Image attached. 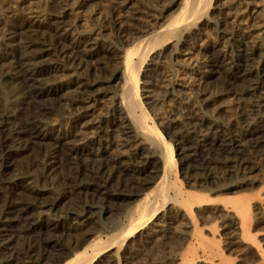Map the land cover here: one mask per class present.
<instances>
[{"label":"bare ground","instance_id":"bare-ground-1","mask_svg":"<svg viewBox=\"0 0 264 264\" xmlns=\"http://www.w3.org/2000/svg\"><path fill=\"white\" fill-rule=\"evenodd\" d=\"M182 1L181 8L167 24L158 27L157 30L152 31L149 35L145 36L143 34L144 37H136L128 43V48L126 46L122 57L123 72L120 76L121 83L117 82L119 71H115L107 81L105 78V81L84 80L73 83L70 86L47 88L50 81L48 82L46 77L50 73V69L46 68L47 63H45L44 57L50 51L44 43L45 41L47 42L50 33L47 38V36H44L46 32H42V29L28 20L12 25L13 29L9 30L10 32L8 31L7 35V40L11 42V48L0 54V76L6 83L10 82V85L13 84L12 86H15L11 87L15 88L14 97L18 96L15 100L16 102H13L14 104L4 107L0 113V182L9 176L11 171L21 166V164L17 165V161L20 162V160H17L18 158L24 159V157L28 156V166H21L24 169L20 180L25 182L28 179H33L34 176H38L47 186V189H29V194L25 195L23 193L21 195L19 194L20 192H17V187L19 188L21 184L14 187L10 186L9 199H7L0 211V224H3V226H0V238L3 240L4 264H102L100 259L107 254L109 255L103 261L111 263V259L116 258L117 264H122L123 256L121 257V252L143 239L144 234L152 230L154 226H158L154 222L161 221L166 217L165 214L160 217V214L166 209H171L172 207L176 211L182 210L186 216L196 219V211L201 214V212L203 213L208 208L213 207L217 202H221L224 210L232 212L238 220V228L241 231L243 244L250 243L254 249L253 253L256 252V255L262 256L261 258L264 257L261 241L258 242L257 237L253 235L254 232L251 230V222L254 219L252 214L253 199L244 198L242 195L240 198L237 196L238 198L230 199L228 196V199L221 198L217 201V199L213 198L214 192L212 189L214 184L216 186L220 184L216 180L218 178L217 175L220 173L230 177L229 179L227 177L228 181H233V173H235L233 168L235 166L243 172L241 173L243 176H240V180L237 181V187L253 185L256 182L252 174L257 169H253L252 166L251 168L250 164L252 159L264 161V116H260L258 120L255 119L254 123L249 124L247 122L249 129L246 134H241V132L234 130L235 128L220 130L221 126H217V123L215 125L204 124L202 127L199 125V128H196L197 125L191 127L192 124L188 123L189 126H185L187 127L186 129L189 131L193 130L191 132L187 131L188 134L184 135L177 131L171 132L172 126L170 125L166 126V130L163 132L159 128L163 124L157 123L156 120L154 121V115L157 118L156 113L160 112L161 108L159 107L165 106L168 98H174L176 97L175 94L180 92L172 86L175 76L168 80L170 78L169 73L161 71L159 68L165 69L162 63L163 59L170 57L174 53L178 55L182 51L179 47L186 44L182 39L185 28L187 30L189 27H197L200 21V24L206 27L210 21L214 24L212 20L216 19L215 27L218 28V33L228 34L224 30L226 22L218 16L211 17L208 22L202 21L212 5L209 1L212 0ZM125 2V6L129 8L130 0H125ZM54 6L51 7L53 11L56 10ZM58 15H60L57 17L58 19H63L62 12H59ZM252 15L255 21L253 26H260V22L263 21L261 13L255 11L252 12ZM63 23V21L60 22L59 20L51 25V30L54 31L51 34H53V38L55 37L53 42L55 48H53L58 56L67 57L71 63L79 67L86 60L82 59V56L76 51L75 45L69 43L65 35L59 34L62 28L60 25ZM202 29L204 28L198 29V33H201ZM123 35L125 36V34ZM229 35L232 36L233 40L237 37L236 32H231ZM247 45L244 40H241L239 45H235V55L232 51V59L223 56L222 50H208V56H205L211 71L207 75L201 73L199 64L196 63L198 68L191 74L196 79L198 77V79L195 80L193 78V82H201L212 75L221 76V74H224L227 77L226 79L224 76L226 86L231 92L233 89L239 88L242 93H254L257 97L255 108H260L264 101V52L249 51L250 47ZM37 47L41 49L37 50ZM90 54L89 57H92L94 61L96 59L97 61L100 60L98 62L100 64H107L113 59L112 52L100 50ZM256 56H261L263 63V67L259 71H256L251 65L252 62H255ZM148 60L152 63V66L158 67L165 84L162 87L164 89L160 92V98L162 99L157 98L154 100V96L152 99L146 97L148 101L144 102L143 99L145 97L141 93L144 88L141 89L139 77L144 64ZM231 69L236 71V75L229 73ZM231 76H236L237 80L241 79L242 82H247L248 84L246 87L243 86L244 83L241 84L242 86L240 84L237 85V82H233ZM146 77L147 75L144 76L145 80L143 81L145 85L147 84ZM101 83L102 85L104 83V85L118 89V95L116 96L120 103L116 105L112 120L106 126L103 125V122L91 125L82 124L80 121L91 116L89 108L92 105L90 104L100 101L98 98L91 96V94L94 92L92 89ZM36 84H40L41 87L34 86ZM203 85H205V81L202 83V88ZM111 88L108 89L110 90ZM70 93L73 95L70 111L83 110V113L76 115L79 119L71 126L72 131L58 137H53L50 133H44V120L56 117V107L58 105L54 108L52 106L58 104L67 94L71 96ZM234 93L237 92L234 91ZM142 97L144 98L142 99ZM214 98L212 97V99ZM150 100L154 101L155 105L159 101L158 105L160 106L158 107L157 105L156 108L153 107L154 103H152L153 108H159L158 112H154V115L150 111L152 107L148 108L149 104H151ZM207 100L211 99H206L205 101ZM160 113H158V117ZM75 114L77 113H73V115ZM57 120L59 119L57 118ZM7 126H12V128L9 131H5ZM91 129L94 131L91 132ZM178 129L181 128L179 127ZM206 130H216L219 135L211 139L208 135H204ZM113 133L119 134L114 137V141ZM164 133H168L169 137L166 138ZM89 134L94 136V138L92 137V142L87 139V136H90ZM81 135L85 136L81 138ZM79 136L80 139L78 138ZM103 136L108 137L110 140L104 142ZM244 137L248 138L249 149L252 150L253 154L252 159L245 155L246 153L243 150H240L242 146L241 140ZM115 138H118V141L119 138L123 141L118 146L130 147L129 150L132 149V152H128L129 155L125 156V150H123V154L121 150L123 148L120 147L121 149L119 148V150L118 146H115ZM72 139L76 140L73 141ZM174 144L180 147L178 153H176ZM96 146L99 147V152ZM95 149L98 153L83 154L85 150L95 151ZM177 157L182 166H184V170L182 168L183 176L186 181L188 180L189 184L186 187L179 183L180 178L176 172L178 166ZM31 172H35L37 176H33ZM227 180L225 178V182ZM221 181H224V179L222 180L221 178ZM191 183L193 184L191 185ZM112 190L116 192L115 195L110 194ZM224 190L227 191L225 188ZM50 191L57 194V198H54L51 202L44 199V195ZM260 195L259 193L256 197L260 199ZM72 196H77L79 201L81 200L79 205H81L80 209L82 211L78 212L77 210V212L72 214L69 213L68 224L61 227L60 222L49 219L50 217L47 220L42 218L47 211L57 210L63 201L69 200V198L72 199ZM109 199H113L117 205L127 209L129 218L123 227L105 236L99 228L90 225L96 213L98 215L105 214L108 217L113 214V209H110L107 206L108 204L105 206L106 202L109 203ZM95 202H103L104 204L102 203L103 206L98 207L99 203L95 204ZM79 205L76 206L80 207ZM38 207L43 210L42 212L40 211V216L37 218L34 216V211ZM95 210L97 212H94ZM227 218L229 216L225 220ZM217 219L214 217L211 219L212 221L210 220L213 223L211 227L214 232H210L212 235L210 239H205L206 236L202 237L199 226H195L191 240H187V245L183 241L176 239L175 236L173 239H169V242L165 241L167 238L164 239L165 242L163 241V243L159 240L162 243L159 254L155 252L160 248L159 243L158 248L156 247L157 250L154 249L153 251L152 248L154 246H150L152 250L149 249V252L144 251L147 259L145 257L142 258L148 261L144 263L193 264L198 256V250L201 248V253L204 256H212L215 261L216 259L218 260L217 262H211L212 264H228L231 258L227 257L228 259H226L223 254L224 251L222 252L220 248L223 238L221 235L219 238L216 235L220 230V224ZM228 222V229L237 227L236 221L230 219ZM94 223L96 225V222ZM178 227L180 226L178 225ZM43 236H46V238L43 239ZM215 245L218 248H215ZM114 250L116 251L112 254L111 251ZM251 256L254 257V255ZM138 264L140 263L138 262ZM232 264L235 263L232 262Z\"/></svg>","mask_w":264,"mask_h":264},{"label":"rangeland","instance_id":"rangeland-1","mask_svg":"<svg viewBox=\"0 0 264 264\" xmlns=\"http://www.w3.org/2000/svg\"><path fill=\"white\" fill-rule=\"evenodd\" d=\"M182 3H183L182 0H137V1L130 0L129 8L131 9H129L128 7L125 6L126 4L125 0H0V54L5 52L6 50H10L11 48V42L7 40V35L10 32L9 30L13 29L12 25L19 24L23 20H28L32 23H35L40 29H42V32H46L44 33V36H47V38H48V34L50 33L49 35L50 37L48 38L47 42L45 41L44 43L46 45V48L49 49L50 51L44 57V61L45 63H47L46 68L50 69V73H48L49 77L48 76L46 77L47 81L48 82L50 81L48 84L49 86L47 88H52L53 86H70L73 83L84 80L105 81L106 79L107 81L110 79L113 73H115V71H119V75H118L119 77H117V82L121 83L120 76L123 72L122 57L124 56L125 53L124 49L126 48V46L128 48V43L131 42L136 37L137 38L141 36L144 37L143 34L145 36L149 35L152 33V31L154 32L155 30H157L158 27L167 24V22H169L170 19L179 11V9L182 6ZM209 3H211L212 5L208 10L207 15L202 19V21L204 20V22H208L210 21L211 17L218 16L219 18L223 19L224 22H226L225 23L226 27H224L225 28L224 30L227 31L228 34L225 35L218 33L219 32L218 28L215 27L216 19L212 20L214 24H212L211 21H210L211 23L210 22L207 23L206 25L207 28L203 27L200 24L201 23L200 21L197 27L196 26L191 28L189 27L187 29L188 31L185 28L184 31L185 33L182 35V39L186 42V44H184V46L179 47V49H182V51L179 52L178 55L174 53L173 55L171 54L170 57L163 59L164 62L162 61V63L164 64L163 67H165V69L163 70L162 68L159 69L161 71L169 73L168 75H170V78H168V80H171V78L175 76L174 78L175 81H173L172 86L174 87V89L180 91L175 94L176 95V97H174L175 99L173 97L168 98V100H166L165 106L162 107H159L160 106L158 105L159 101L156 103V105L154 101L152 100L149 101L151 102V104H149L148 108L152 107V103H154L155 106L153 105V107L156 108L158 105V107L162 109L161 111V109L159 110V108L155 109L152 107L153 109L151 108L150 111L153 112L152 113L153 115L154 112H158V110L161 112V113L158 112L160 113L159 115L160 118L158 117V113H156L158 119L155 118L154 115V121L156 120L157 123L163 124L162 126L159 127L161 128V130H163V132H165L166 126L170 125L172 126L171 132L174 133L177 131L179 133L187 135L188 132H191L193 130L191 129V131H189L186 129L187 127L185 126H189V124H192L191 127L197 125L196 128L197 127L199 128V125H201L202 127V125L204 124L215 125L217 123V126L222 127V128L220 127V130L235 128L234 130L241 132V134L242 133L246 134V132L249 129V127L247 126L248 123L249 124L254 123V121L258 120L260 116H264V101L262 103V106L257 109L255 108V106L257 105L256 102L257 97L254 93H248V92L242 93L239 88L237 89L235 88L231 92V90L228 89L226 86L225 80L227 79V77L224 74H221V76L212 75L208 78H205L201 82L200 81L193 82V80L194 79L197 80L198 77L196 79L194 75L191 74L194 70L196 71L198 68L196 63L199 64V69L201 73L206 75L209 74L211 68L206 62L207 61L206 56H208V52L210 50L213 49L219 51L222 50L221 53L223 54V56L232 59L233 53L235 55L234 47L235 45H239L241 40H244L248 44L247 46L250 47L249 51L256 50L259 53L264 52V26H263L264 0H228V1L212 0L209 1ZM52 6L55 7L56 9L55 11L51 9ZM255 11L261 13V18L263 19V21L260 22V26L254 27L253 23H255V21L252 18L253 16L252 12ZM59 12H62L63 19L57 18L60 16L58 15ZM59 20L60 22L62 21L64 22L63 24L60 25L62 28L59 34L65 35L68 38L69 43L75 45L76 51L82 56V59H84V61L85 60L87 61V62L85 61L84 64L82 63L81 65H79V67L71 63L67 57L65 56L60 57L55 52L54 49L55 46L53 45L55 37L53 38V34H51L52 32H54L53 30H51V25H53V23L55 24ZM200 28H204V29L200 31L201 33H198L199 31L198 29ZM193 31L194 33H192ZM231 32H236L237 37H235V40H233L232 36L229 35V33ZM123 34H125V36ZM174 44L176 43L174 42ZM37 48H36L37 50L41 49L40 47ZM100 50L103 52L105 51L110 53L112 52L113 59L111 60V62L107 64H103V63L100 64L98 63L100 60L97 61L96 59L94 61L92 57L91 58L89 57V55H91L90 53ZM150 58L152 57L150 56ZM149 60L146 64H144V68L142 69V72L139 77V81L141 82V86H142L141 89L144 88L143 90H141L142 91L141 93L143 94L142 96L145 97V98L142 97V99L144 98L143 99L144 102L148 101L146 100V97L152 99L154 96V100L160 98L161 97L160 92H162V90L164 89V88L162 89V87L165 84V82H163L162 75L158 71V67L152 66V63ZM251 65H253L256 71L261 70L263 67L261 56H256L255 62H252ZM235 72L236 71L234 69H231L229 73H232V75H236ZM145 75H147L146 85L143 84L144 83L143 81L145 80L144 79ZM148 76L151 77L148 78ZM224 76L226 77V79ZM231 77L233 79V82L235 83L237 82V85L239 84L241 85L244 83L243 86L246 87V85L248 84L247 82H242L241 79L237 80V78H235L236 76H231ZM3 80L4 79L0 76V103H2L0 104L1 107L0 113L4 107L11 106L12 104H14L18 96L17 95L14 97L15 88L12 87L15 86H12L13 84L10 85L11 84L10 82L6 83V81ZM204 81H205V85H203L202 88V83ZM34 86L41 87L40 84L39 85L36 84ZM105 86L108 85L106 84L104 85V83L102 85L101 83L100 85L95 87L98 90L97 89L95 90V88L92 89L94 90V92L91 94V96L98 98L101 102L99 101L97 103L90 104L92 105L89 108L91 116H89L88 118H84L83 121H80L82 122V124L87 123L88 125H91V124L103 122V125L106 126L108 122L112 120L114 109L116 105L120 103V100L116 96L118 95V91H117L118 89H116V87L111 88L109 86L108 87ZM100 87H101V91H100ZM108 88L111 89L109 90ZM234 91L237 93H234ZM67 95L66 97L63 96L64 97L63 100L59 101L58 104L52 106L54 108L58 105L57 106L58 108L56 107V117L54 116L53 117L54 119L51 118L49 120L47 119L46 121L44 120L45 123L43 125L44 133H50L53 137H58L64 133L72 131L71 126L77 122V119H79L76 117V115H78V113H83V110L80 111L79 109H76L73 112L70 111L71 110L70 104L73 95L72 94L71 96L69 94ZM211 96L215 98L212 99ZM206 99H211V100L205 101ZM77 110L78 112H76ZM57 113L59 117L57 116ZM73 113H77V114L73 115ZM57 118L59 120L56 121ZM250 120L251 122H249ZM241 121L243 122V124ZM176 126L177 127L179 126L181 129H178L179 127L177 128ZM11 128L12 126H7L5 128V131L7 130L9 131ZM90 131L93 132L94 130L91 129ZM218 133L219 132H216V130L213 131L206 130V132H204V135L206 134L211 139H214L219 135ZM115 134L113 133V141H114V137L119 135L118 133ZM164 134L166 138L169 137L168 133H164ZM89 135L90 136H87L88 141L89 140L93 141L94 138L93 134H89ZM81 136H82L81 138H83L85 135L84 136L81 135ZM78 138L80 139V136ZM244 138L241 140L242 146L240 147V150L241 151L243 150L246 153L244 154L252 159L253 154L251 152L252 150L249 149L248 138L246 139ZM103 139L105 140L104 142H107L106 140H110L106 136H103ZM72 140L74 141L76 139H72ZM115 141H116L114 142L115 146L116 145L118 146V144L121 145L123 143V141L120 138L119 141L118 138L117 139L115 138ZM174 145H175L176 153H178L180 147L177 144ZM120 147H122L123 149H121ZM119 148L122 150V153L123 150H125V154L123 153L125 156L128 154V152L129 153L132 152V149L129 150L130 147L126 148L124 146H118V149ZM96 149L98 152L100 151L98 146H96ZM96 149L95 151L85 150L83 154L89 155L90 153H94V152L98 153ZM27 158L28 156L24 157V159L18 158L17 160H20V162L17 161L18 162V163L16 162L17 165L19 166L21 164L22 167L28 166L27 163L29 162ZM177 159H178V166L176 172L178 173V176L180 178L179 183L180 185L182 184L183 187H186L189 184H188V180L186 181V179H184L185 177L183 176L182 171L184 170V166H182V163L180 162L178 157ZM21 166L15 168L17 170L14 169L13 171H11V174L7 176L6 179L0 182V211L5 205L7 199H9V195L11 192L10 188L14 187L15 185L21 184L19 188L17 187V192L18 193L20 192L19 194L21 195L23 193L25 195L29 194L30 192L29 189H45V188L47 189V186H45L44 182L40 178H38L35 172H31V173L33 174V176L36 175L37 177L32 176L33 179H28L25 182L21 181L20 177H22V171L24 169ZM251 166L253 167V169H257V171L252 174V176L256 180V182L253 183V185L237 187L238 186L237 181L240 180V176L241 177L243 176V174L241 175V173L243 172L238 170L235 166L233 168V171L237 173L238 176L237 174L233 173L234 180L231 181L232 183L227 180L228 176L224 175V173H220L219 175H217L218 178L216 180L219 181L220 184L217 186L216 184H214V186L212 187L214 192L213 198L219 201L221 198L228 199V196L231 199L235 197L240 198L243 195L244 198L253 199L252 202L254 204H253L252 214L254 215V219H252L251 222L252 223L251 230L254 232L253 235L257 237L258 242L261 241L260 244L264 251V183H263L264 161H262L261 159H252L250 167ZM235 175L237 180L235 178ZM221 178L222 180L224 179V181H221ZM225 178L227 180L226 182L229 184L225 182ZM229 178L230 177H228V179ZM192 184L193 183H191V185ZM224 188L227 189V191L224 190ZM222 191H224V193H222ZM53 193L54 192L52 191L46 193L44 195L45 196L44 199L45 200L47 199V201L51 202L54 198H57V194L55 193L53 194ZM115 193L116 192L114 190L110 192L111 195H115ZM259 193L261 194L260 199L256 197L257 194ZM80 201L77 196H72V199L69 198V200L67 199L63 201V203L57 208V210H55L56 212L47 211L42 218L44 220H47L48 217H50L49 219H53L55 221L60 222L61 227H63L66 224H68L67 219L70 216L69 213L72 214L73 212H77V210L78 212L82 211L80 209L81 205H79L81 204ZM108 201L109 203L106 202L105 206L108 204L107 206L110 207V209L111 208L113 209L112 210L113 214H111V216L109 215L108 217L105 214L98 215L96 213L97 215L96 214L94 215V219H92V223L90 225L99 228L100 231L104 233L105 236H108L109 234L116 231V229L123 227L127 223V220L129 218V213L127 209L117 205L116 202L113 201V199H109ZM102 203L103 202H95V204H98L97 205L98 207L103 206L104 203L103 204ZM76 205L77 206L79 205L80 207H77ZM208 209L205 210L203 213L201 212V214L200 213L198 214V211H196L195 212V215L197 214L196 219H192V217L186 216L185 212L183 213L182 210L176 211V209L174 210V208L172 209V207L171 209L170 208L166 209V211L160 214V217L163 216L164 214L166 217H164L161 221L154 222V224L156 223L158 224V226H154L152 230L145 233L143 239H141L142 242L140 240L136 244H132L129 248L124 249L123 252H121L120 255L121 257L123 256L122 264H138V262L140 264H146L148 261L142 258L145 257L147 259L146 255H144L145 254L144 251L149 252L152 249L153 251L154 249L157 250L156 247L158 248V243H159L160 248H158L159 249L158 251H155L158 252L157 254H159V251L161 250V245L165 238H167L165 239V241L167 240V242H169L175 236L176 239L183 241L184 243H186L185 245H187L188 243L187 240L188 239L189 241L191 240L192 234L194 233L195 230V226H199V230L202 233V237L206 236L205 239L206 238L210 239L212 237L210 232L214 233L211 227L213 224L211 222L212 221L211 219L214 217L215 219L218 218L217 220L220 224V230L216 233V235H218V238L220 235L223 238L224 242L222 241L220 248L222 252L224 251L223 254L226 259H228L227 257H229L231 258L229 259V261L230 260L232 261V259L235 258L234 261H232L235 264H264V257L261 258L262 256L256 255V252L253 253L254 249L251 247L250 243L243 244L241 239V231L240 228H238L239 227L238 220L234 217L232 212H228L224 210L223 204H221V202H217L213 207H210ZM42 210L43 209H40L39 207L35 208L34 212L36 214L33 212L34 216L38 218V216H40L39 213L40 211L42 212ZM94 212H97V210H95ZM228 216L231 220L236 221L235 223L237 224V227H234V229L233 228L228 229L227 225L230 219L227 218L226 219L227 221L225 220V218ZM224 221L225 223H223ZM94 222H96V225ZM178 225L180 227H178ZM0 226H3V224H0ZM176 228H180L182 231ZM44 238H46V236H43V239ZM159 240H161L162 243L159 242ZM2 244H3V240L2 238H0V264H4ZM150 246L151 247L154 246V248L150 249L151 248ZM215 248H218V246L215 245ZM115 251L116 250L111 251V253L114 254ZM201 251L202 249L200 248L198 250V256H197V258L200 259L198 260L196 258V261L193 264L195 263L212 264L211 262L215 261L212 256H204L201 253ZM108 255L109 254H107L106 256ZM251 255H254V257ZM106 256L100 259V262H102V264H117L116 258L115 259L113 258L114 260L111 259V263H108L107 261H103V259H105ZM217 261L218 260L216 259L215 262ZM230 262L228 264H232V262L231 263Z\"/></svg>","mask_w":264,"mask_h":264}]
</instances>
